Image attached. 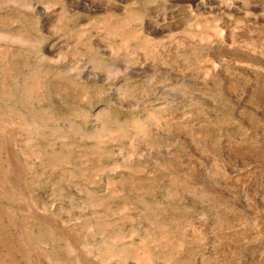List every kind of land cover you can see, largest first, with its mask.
Masks as SVG:
<instances>
[{
  "label": "rangeland",
  "instance_id": "374dc122",
  "mask_svg": "<svg viewBox=\"0 0 264 264\" xmlns=\"http://www.w3.org/2000/svg\"><path fill=\"white\" fill-rule=\"evenodd\" d=\"M0 264H264V0H0Z\"/></svg>",
  "mask_w": 264,
  "mask_h": 264
},
{
  "label": "bare ground",
  "instance_id": "6f19581e",
  "mask_svg": "<svg viewBox=\"0 0 264 264\" xmlns=\"http://www.w3.org/2000/svg\"><path fill=\"white\" fill-rule=\"evenodd\" d=\"M195 0H190V3H193ZM175 6V5H174ZM191 6V5H190ZM192 7V6H191ZM209 7V6H208ZM190 8V7H189ZM206 8V7H205ZM209 12L210 11H212V12H220L221 10H219V8H217L216 9V7H214V6H211V7H209L208 9H207ZM255 11V10H254ZM251 12V10H249V11H246L245 13L246 14H249V15H252L253 13H255V12ZM258 18V17H257ZM259 20V19H258ZM120 257V256H119Z\"/></svg>",
  "mask_w": 264,
  "mask_h": 264
}]
</instances>
